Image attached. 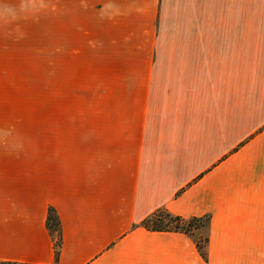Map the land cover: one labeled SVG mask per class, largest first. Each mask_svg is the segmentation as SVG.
<instances>
[{
	"label": "crops",
	"instance_id": "1",
	"mask_svg": "<svg viewBox=\"0 0 264 264\" xmlns=\"http://www.w3.org/2000/svg\"><path fill=\"white\" fill-rule=\"evenodd\" d=\"M0 260L264 264V0H0Z\"/></svg>",
	"mask_w": 264,
	"mask_h": 264
},
{
	"label": "trees",
	"instance_id": "2",
	"mask_svg": "<svg viewBox=\"0 0 264 264\" xmlns=\"http://www.w3.org/2000/svg\"><path fill=\"white\" fill-rule=\"evenodd\" d=\"M209 217H192L188 219L175 216L164 209H158L147 218H145L141 225L147 230L151 231H178L188 235H193L195 231L203 229L206 231ZM200 222L201 224H198ZM46 228L54 240V259L57 263L60 247H61V228L59 218L53 208H48L46 215ZM207 243V237L197 236L196 247L198 248L200 255L206 258L205 246ZM0 264H30L20 263L14 261H1Z\"/></svg>",
	"mask_w": 264,
	"mask_h": 264
},
{
	"label": "rangeland",
	"instance_id": "3",
	"mask_svg": "<svg viewBox=\"0 0 264 264\" xmlns=\"http://www.w3.org/2000/svg\"><path fill=\"white\" fill-rule=\"evenodd\" d=\"M89 93H90V90H89V86H84V108L85 107H90V100H87L86 98L89 97ZM198 224H201L200 222H198ZM205 230L203 229H199L197 231H195V234L196 235H200V236H204V233Z\"/></svg>",
	"mask_w": 264,
	"mask_h": 264
}]
</instances>
